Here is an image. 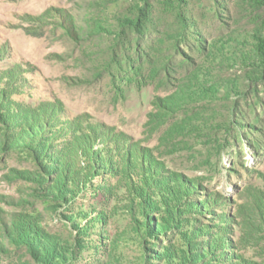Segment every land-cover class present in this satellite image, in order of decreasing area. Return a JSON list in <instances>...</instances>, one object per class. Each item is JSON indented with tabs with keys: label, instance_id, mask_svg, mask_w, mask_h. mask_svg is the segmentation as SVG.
Instances as JSON below:
<instances>
[{
	"label": "rangeland",
	"instance_id": "1",
	"mask_svg": "<svg viewBox=\"0 0 264 264\" xmlns=\"http://www.w3.org/2000/svg\"><path fill=\"white\" fill-rule=\"evenodd\" d=\"M156 4L149 25H162ZM141 5L0 0V264H43L35 239L74 251L59 264H264V95L254 107L251 91L221 90L248 74L230 57L249 52V27L193 2L212 104L188 80L139 87L116 71L108 29ZM207 240L216 252L200 257Z\"/></svg>",
	"mask_w": 264,
	"mask_h": 264
},
{
	"label": "trees",
	"instance_id": "2",
	"mask_svg": "<svg viewBox=\"0 0 264 264\" xmlns=\"http://www.w3.org/2000/svg\"><path fill=\"white\" fill-rule=\"evenodd\" d=\"M196 0H142L139 16L131 23L129 17H125L119 21V25L115 26V31L109 28V32L113 36V48H120V52L124 53L122 61L118 56L116 63V71L122 72L123 64L127 68L123 72L132 71V77L135 79L136 85L139 87L146 84H156L161 87L174 84L178 78L182 81V86L186 85V80L190 82L188 90L191 87L194 91H201L203 96L207 97L212 104L216 103L221 90H224L223 95L230 97L232 92L251 91L254 93L251 104L255 107L259 101L262 102L261 93L264 95V0H208L215 7V16L217 22L221 25H228V21L222 18V10L227 11L231 25H246L249 30H243L248 34L253 45L249 52L243 51L240 55L231 54L233 62L240 61L246 63L248 73L241 80L237 78L221 81L222 88L217 80L216 84L220 87H214L205 91L203 85L208 82L210 70L206 69L209 64H206L210 49L207 50L206 37L202 35V30L198 20L192 14L191 7ZM158 3L163 13L160 12L162 25H149L155 15V5ZM83 13L78 19H82ZM86 28L91 25H85ZM85 26L78 28L79 36L89 38L92 31H87L85 34ZM73 31V30H72ZM241 32V33H242ZM187 42V49L192 56L184 54L182 51L183 44ZM147 46L150 53L147 54L144 67L140 60L141 49ZM185 48V47H183ZM132 50L135 51V56L132 55ZM212 54V53H211ZM157 55H162L160 61L156 63ZM207 57V58H206ZM212 71H215V64L212 65ZM205 71H209L206 75ZM217 76V75H216ZM216 85V86H217ZM263 88L261 91L258 86ZM180 90V89H178ZM180 93V92H179ZM236 105L233 103L231 114L236 111ZM239 112V111H236ZM251 124V125H250ZM249 125L255 128L254 123ZM199 203V200L196 201ZM200 233V231H198ZM198 235V234H197ZM200 257L213 255L216 252V246L208 241L198 242ZM34 260L43 264H59V259L69 260L71 262L75 258V253L69 249L68 254L65 250L59 251L48 250L47 245L34 241ZM62 252V255H61ZM64 252V253H63ZM53 253L52 257L51 254ZM154 253H158L154 251ZM60 255V256H58ZM199 257V256H195ZM195 259V258H194Z\"/></svg>",
	"mask_w": 264,
	"mask_h": 264
}]
</instances>
